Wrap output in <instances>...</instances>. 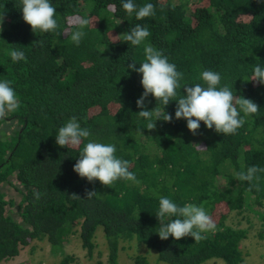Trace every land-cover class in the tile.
I'll use <instances>...</instances> for the list:
<instances>
[{
  "label": "trees",
  "instance_id": "16d2710c",
  "mask_svg": "<svg viewBox=\"0 0 264 264\" xmlns=\"http://www.w3.org/2000/svg\"><path fill=\"white\" fill-rule=\"evenodd\" d=\"M51 2L60 30L74 17L89 20L79 46L63 33H34L19 0H0V80L12 82L20 101L17 111L0 120V261L40 241L58 264H80L66 245L76 234L89 258L100 231L110 264H118L122 244L130 241L156 250V260L167 264H242L241 243L249 231L242 222L252 220L247 213L264 226V172L253 181L259 191L236 178L250 166L264 168V85L250 81L253 65L264 67V0H134L155 6V14L141 21L126 13L122 0ZM137 23L151 34L132 46L121 34ZM146 44L184 73L182 85L203 83L204 70L218 72L222 85L253 100L259 112L246 117L235 135L219 134L203 122L193 135L185 119H175L176 101H170L165 111L172 121L158 120L154 130L146 129L147 122L136 116L142 75L127 67L133 61L140 67ZM10 50L24 52L26 61L13 62ZM145 104L148 110L163 108L151 94ZM73 116L91 131L89 139L116 145V155L130 162L139 184L119 180L109 188L73 171L87 141L79 148L56 144L59 127ZM5 184L20 194L17 200L6 199ZM92 189L98 195L87 199ZM72 193L81 199L70 198ZM161 196L180 206H203L215 231L200 242L190 236L161 240L155 215ZM134 262L147 264L146 255Z\"/></svg>",
  "mask_w": 264,
  "mask_h": 264
},
{
  "label": "clouds",
  "instance_id": "9594fccd",
  "mask_svg": "<svg viewBox=\"0 0 264 264\" xmlns=\"http://www.w3.org/2000/svg\"><path fill=\"white\" fill-rule=\"evenodd\" d=\"M22 18L25 23L31 26L35 33L37 30L43 33H55L57 36L62 33L70 38L71 42L79 46L86 33L83 29L89 24V20L83 17H74L68 21V27L60 30V24L55 18L56 8L51 0H19ZM122 7L128 15H135L138 21L155 14V6L151 3L138 6L134 0H122ZM3 13H0V32L3 31ZM150 31L146 26L137 23L130 31L122 35L123 40L132 46L141 45L149 36ZM43 46V41H35ZM13 62L26 61L24 52L10 50ZM145 60L136 67V62L127 67L142 75L141 84L143 93L136 101L137 107L141 109L136 116L147 122L148 130L156 128V121L163 120L171 122L173 117L165 111L170 101H176L175 119H185L187 128L196 135L200 129L201 122L208 128L214 129L222 135H235L237 130L243 127L246 117L257 114L259 106L251 99L237 96L233 88L227 84H221L220 73L212 70H204L200 74L203 83L194 85L183 84L184 73L177 71L176 65L169 62L168 57L162 50L151 45L144 46ZM250 81L264 85V67L256 63L253 65V74ZM9 80H0V120H4L10 113L20 108V101L16 91ZM178 89H183V94H178ZM152 95L157 103L163 105L160 109L157 106L148 110L145 104L149 95ZM243 113V116L241 115ZM142 134V132H141ZM91 131L81 127L75 116L71 117L56 132V144L60 147L79 148L77 162L73 171L81 178H86L89 183L99 181L103 186L111 188L117 181H132L139 184L136 175L130 171V162L119 158L117 147L112 143H101L89 139ZM199 149H204L199 144H194ZM264 172V168L250 166L246 171L236 173L239 181H247L250 184L249 190L254 187L259 191L257 173ZM37 200L40 199L39 192L34 193ZM95 189L86 190V198L92 199L97 196ZM72 199H81L77 194L72 193ZM159 221L158 236L161 240L169 237L180 240L183 237H192L195 242L207 238L206 234L215 231L216 223L206 212L203 206L194 203L178 205L172 199L159 197V208L156 212ZM168 219H165V218ZM172 217H175L174 219Z\"/></svg>",
  "mask_w": 264,
  "mask_h": 264
},
{
  "label": "rangeland",
  "instance_id": "374dc122",
  "mask_svg": "<svg viewBox=\"0 0 264 264\" xmlns=\"http://www.w3.org/2000/svg\"><path fill=\"white\" fill-rule=\"evenodd\" d=\"M5 192L7 200L20 197V194L14 189L12 185L5 184L2 187ZM10 206L7 205L8 209ZM14 208V206L12 207ZM252 217L249 222H242L244 227H248V236L241 243V248L245 253V260L242 264H264V237H259V232L264 234V226L261 225V221L253 213H247ZM241 217V216H240ZM243 218V217H242ZM236 221V215L231 214L229 217V223L233 224ZM101 230V228H100ZM95 248L91 257H87L84 249L80 247V241L77 235L71 237V241L66 245L67 253H72L79 260L80 264H110L108 263L107 253L104 245V238L100 231L97 232L95 238ZM35 246V249H31V246ZM146 255L147 264H167L162 261H157L158 253L156 250L146 248L144 245L136 244L135 241L123 243L119 251L117 263L118 264H135L134 258L136 256ZM0 264H58V260L49 256V246L45 242L35 241L23 248L20 254L10 261H0ZM203 264H225L222 260L211 259L205 261Z\"/></svg>",
  "mask_w": 264,
  "mask_h": 264
}]
</instances>
